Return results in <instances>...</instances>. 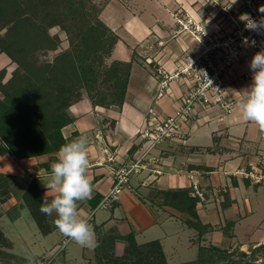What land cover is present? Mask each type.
Masks as SVG:
<instances>
[{
	"label": "crops",
	"instance_id": "1",
	"mask_svg": "<svg viewBox=\"0 0 264 264\" xmlns=\"http://www.w3.org/2000/svg\"><path fill=\"white\" fill-rule=\"evenodd\" d=\"M200 3L110 0L105 5L100 19L105 11V24L118 36L112 59L132 61L124 102L121 107H100L82 98L69 107L72 121L61 130L70 142L87 138V175L92 194L78 202V212L93 228L99 246L90 250L63 236L55 226V213L43 214L39 227L22 199L32 184L41 203L51 202L57 195L45 186L58 151L20 160L5 153L0 154V175L6 180V195L0 196V264H42L40 255L46 252L52 237L60 238L59 242L65 244L63 250L71 243L64 264H87L99 250L119 252L126 245L121 238L127 235H132L136 244L158 241L167 264L192 262L199 255L203 257L201 264H264V178L256 184L245 176L254 169L264 177V131L240 118L237 105L243 97L234 92L251 84L253 73L248 65L256 52L250 48L229 72L233 80L225 96L234 102L232 112L223 114L216 106L197 108L181 125L179 134L150 150L148 157L156 160L154 167L161 174L154 177L145 170L131 176L118 199L101 206L113 185L115 169L141 149V132L180 106L186 80L171 79L164 95L158 97V83L163 77L158 69L172 75L183 64L185 54L197 48L191 50L196 42L187 33L171 32L177 28L175 19L179 14L206 27ZM208 27L219 29L217 24ZM261 36L264 46V34ZM135 72L140 76L136 84L132 83ZM104 149L113 161H107ZM183 188H189L190 195L197 197L195 212L206 226L200 236L186 226V213L162 204L157 196V191ZM25 212L33 219L32 229ZM59 242L53 246L56 250L61 249ZM26 253L33 261L22 255Z\"/></svg>",
	"mask_w": 264,
	"mask_h": 264
},
{
	"label": "trees",
	"instance_id": "2",
	"mask_svg": "<svg viewBox=\"0 0 264 264\" xmlns=\"http://www.w3.org/2000/svg\"><path fill=\"white\" fill-rule=\"evenodd\" d=\"M105 4L94 0H0V53L16 64L10 78L0 84V154L20 160L57 152L70 142L61 131L72 121L69 107L82 98L93 106H122L132 61L105 62L118 40L99 18ZM53 27L65 33L67 47L55 52L51 61L38 62L36 53L59 47L58 36L49 33ZM3 178L0 175V196L4 197ZM190 191L170 189L157 191V196L162 204L186 213V226L200 236L206 226L196 215L197 197ZM22 199L42 227L41 201L33 184ZM121 239L126 241L127 251L136 252L137 262L167 263L158 241L136 244L132 235ZM210 250L219 252L214 247ZM202 259L199 255L195 261L179 264H201Z\"/></svg>",
	"mask_w": 264,
	"mask_h": 264
},
{
	"label": "built area",
	"instance_id": "3",
	"mask_svg": "<svg viewBox=\"0 0 264 264\" xmlns=\"http://www.w3.org/2000/svg\"><path fill=\"white\" fill-rule=\"evenodd\" d=\"M205 1L215 7L219 5L218 0ZM245 3L247 4L246 9H249L253 14L252 19L257 21L264 19V12L259 11L261 7L252 10L248 4L249 0H245ZM261 6L264 7V3ZM218 8L227 16L228 23L231 25L230 29L215 30L214 34L210 35L197 24L191 27L181 23L179 19L177 20L181 24L177 32L187 31L186 33L191 35L199 47L193 52L185 54L183 64L172 75H166L158 69V73L163 74V77L158 83L157 96L164 95L171 79L182 77L187 84L180 100V106L173 114L141 132L144 139L141 149L127 163L120 164L115 169L113 185L104 197L101 206L106 207L110 202L116 201L121 190L128 187L131 176L145 170H148V173L154 177L161 174V170L154 167L156 160L148 157L150 150L165 139L179 134L181 125L189 120L197 108L205 109L216 106L223 114L232 112L234 102L225 96L227 86L233 80L229 74L230 69L243 55L246 48H251L257 53L264 50V46L258 40V34L245 30L244 24L236 17V9H227L223 6H218ZM242 37L255 40L256 45L253 47L242 46ZM104 152L107 154V161L114 160L108 155L107 150L104 149ZM245 176L253 179L251 172ZM262 178H264L263 175L258 174L255 182H259Z\"/></svg>",
	"mask_w": 264,
	"mask_h": 264
},
{
	"label": "clouds",
	"instance_id": "4",
	"mask_svg": "<svg viewBox=\"0 0 264 264\" xmlns=\"http://www.w3.org/2000/svg\"><path fill=\"white\" fill-rule=\"evenodd\" d=\"M235 2L236 0H233L232 4ZM259 11L264 12V7ZM239 19L245 30L258 35L264 34V19L254 20L247 13L241 14ZM255 45V40L242 37V46ZM248 67L253 73L251 84L244 90L234 91L243 97L237 107L243 121L252 122L264 131V50L252 56ZM50 167V179L45 189L57 195L51 202L44 200L40 212L46 216L55 213V226L63 236L83 248L94 250L99 246L94 230L87 221L79 217L78 212V202L89 199L92 194V183L87 175V138L78 137L62 145L58 150L57 160Z\"/></svg>",
	"mask_w": 264,
	"mask_h": 264
},
{
	"label": "rangeland",
	"instance_id": "5",
	"mask_svg": "<svg viewBox=\"0 0 264 264\" xmlns=\"http://www.w3.org/2000/svg\"><path fill=\"white\" fill-rule=\"evenodd\" d=\"M94 1L97 2L98 4H103L105 1L108 3L110 0H94ZM123 1H125V0H123ZM218 2H219L218 6H223L227 9H233V10L236 9V11H237L236 17H238V19L241 16V14H245V13H247L250 17L253 16V14H251L250 10L248 9L249 10L248 11L246 9L247 4L245 3V0H236V2L234 4H232L233 0H218ZM260 3L261 4L264 3V0H261V1H259V0H251L250 1L249 0L248 4L251 7V9L254 10V9H259L260 7H262ZM200 5L203 6V8L205 10L204 20L207 24L206 25L207 28L202 27L199 24V27H201L202 30H204L207 34H210V35L214 34V30L210 29L208 26H211V25L213 26L215 24H217V27H219V29L221 31H223L224 28H225V30L230 29L231 25L228 23V20L226 18L227 16L225 15V13L222 10H219L218 6L215 7V6H213V4H210L209 2H206L205 0H201ZM103 8H102V10H103ZM99 18H100V14H99ZM178 19L180 20L181 23H185L186 25H189L191 27L194 24H196L191 19L183 18L182 15L179 14V17L177 19H175V22L177 23V28L171 32V34H173V35H176L177 34L176 32L181 27V24H179V22L177 21ZM100 20L103 21L104 23L107 22L105 11H104ZM219 29L217 28L216 30L218 31ZM183 32L186 33L187 31H183ZM49 33L51 35L56 34L58 36V38L60 40L59 47L57 48L56 51H48L46 53H42V52L36 53V58H37L38 62H43V61L49 62V61H51L55 52L60 51L61 49H65L67 47V39H66L65 33L63 31L59 30V28H57V27H53V28L49 29ZM187 35H189V34L187 33ZM190 37H191V35H190ZM258 37H259L258 40H260V42H262L261 34H259ZM195 47H199V45L197 43H194L191 50H194ZM112 51H113V49H112ZM139 59L141 61L145 62V59L144 60L142 58H139ZM111 60H114V59H112V52H111L110 56L107 59H105V62L109 63ZM136 61H137V59H136ZM141 61H138V62H141ZM15 68H16V64L14 62H12L11 59L5 53H0V84H4L6 82V80L8 78H10V76H11V74ZM136 69L138 70L139 68H136ZM136 69H135V71H136ZM138 80L140 81V76H139V74H137V72H135L133 79H132V83L136 84V82ZM0 96H1V93H0ZM253 171L254 172H252L251 169L249 171L252 173L253 179L250 178L249 176H248V179L250 178L253 183L257 184L260 181H262L263 178L260 179L259 182H255L257 179V175L260 174L261 172L260 171L258 172L257 170H254V169H253ZM25 216L27 217L26 222L31 223V229H32L33 219L31 217V215H29L28 212H25ZM19 231H21V228L19 229ZM5 232L7 233V231H5ZM14 232H17L16 229H14ZM44 239L48 240L49 236L45 237ZM51 239H53V240H51V242H48L47 248L45 249L46 252L44 254L40 255V259L42 260V264H64V260H67L69 258L67 254H68V249H69L71 243L66 246L65 250H63L65 244H63L62 242H59V240H60L59 237H58V239L55 237H52ZM25 240H28L27 236H26ZM56 242H59V246L61 247L60 250H56L55 247L53 248V246L56 244ZM22 244L25 245L24 242H22ZM125 248H126V245H124V247L119 252H116V251H112V252L109 251L108 252V251H106V249L103 250V252L101 250H99L97 253H95L93 255V257L88 259L87 264H145V263H147V259H144L142 261L139 260V262H137L138 256H137L136 252L134 250L127 251V248L126 249ZM22 255L23 256L26 255L30 260L32 259V261H33V257L30 254L26 253V254H22ZM165 262H167V261H165ZM22 264H27V262L22 263ZM31 264H34V261ZM248 264H250V263H248ZM251 264H254V263H251Z\"/></svg>",
	"mask_w": 264,
	"mask_h": 264
}]
</instances>
